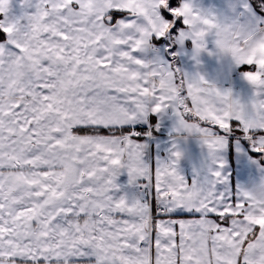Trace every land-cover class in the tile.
<instances>
[{"label":"snow or ice","instance_id":"obj_1","mask_svg":"<svg viewBox=\"0 0 264 264\" xmlns=\"http://www.w3.org/2000/svg\"><path fill=\"white\" fill-rule=\"evenodd\" d=\"M0 32V264H264V188L204 195L180 151L147 166L138 130L171 114L209 152L240 133L264 154V28L224 27L191 0H0ZM209 33L249 67L248 99L175 64Z\"/></svg>","mask_w":264,"mask_h":264},{"label":"crops","instance_id":"obj_2","mask_svg":"<svg viewBox=\"0 0 264 264\" xmlns=\"http://www.w3.org/2000/svg\"><path fill=\"white\" fill-rule=\"evenodd\" d=\"M184 2L187 0H180V5ZM191 2L205 14L214 16L224 27H234L237 31L241 28L247 30L256 25L264 28V7L257 8L251 0H191ZM180 25V28L183 29V25ZM181 47L186 55L177 58L175 64L183 72L203 75L214 85L231 90L238 98L248 99L250 97L251 89L243 80V73L250 71L249 67L247 65L237 67L232 61L222 57L217 52L215 39L211 33H209L205 50L199 53L195 61L191 58L195 51L192 43L189 41ZM209 53L212 54L209 55ZM255 79L254 77L253 83ZM153 118L159 133L152 134L151 139L144 142L147 145L144 155L147 166L155 168L158 163L170 162L172 153L180 151L181 158L177 165L178 174L184 177L190 186L195 181V187L204 195L224 196L229 202H237L236 190H241L244 194H258L261 188H264L261 185L246 186L250 173L255 172L264 176V161L261 158L253 157L259 153L251 150L245 151L241 148L240 158L236 163L234 141H240L242 147H249L252 140L248 137L243 135L245 141H241L242 139L231 137V134L221 135L220 138L224 140L223 147L217 152H209L203 143L204 137L202 135L177 132L179 122L173 115L153 116ZM196 123L190 122V125L195 126ZM237 123V121H233L234 125ZM138 125H144L143 121ZM200 126L207 127L205 125ZM212 132L214 130L209 129V133ZM262 156L264 157V154ZM221 164L223 165L222 168L219 167ZM237 165L240 167L237 168ZM216 171L221 172L220 178L215 177ZM118 185L119 192L117 195L121 198H126L135 191L129 185V177L126 173L118 177ZM86 227L85 225L84 228ZM69 264H90V262L85 259H72Z\"/></svg>","mask_w":264,"mask_h":264},{"label":"rangeland","instance_id":"obj_3","mask_svg":"<svg viewBox=\"0 0 264 264\" xmlns=\"http://www.w3.org/2000/svg\"><path fill=\"white\" fill-rule=\"evenodd\" d=\"M16 12H18V9H15V11H14V13L13 14H16ZM157 46H159V45H157ZM190 122H196V121H191L190 120ZM206 126V125H205ZM155 133L154 134H158L159 133V129H158V126L155 128ZM148 136H147V139H151V137H152V134L151 133H148L147 134ZM155 137V136H154ZM153 137V138H154ZM231 137H233L232 135H231ZM234 138H236V139H242L241 141H245L244 139H243V135H241L240 133H237L235 136H234ZM142 142H144V141H142ZM252 144H253V142H251V146H244V147H242L241 146V142L240 141H234V146H233V148L235 149V158H236V163L238 162V160H239V152H240V149L241 148H243V149H245V151H252V152H256V151H254V149H253V146H252ZM248 147V148H247ZM256 153H258V152H256ZM253 157H255L256 159H258V158H261L262 159V161H264V157L262 156V154L261 153H259V154H256V155H253ZM240 166L239 165H237V168H239ZM255 172H252V173H250L249 174V179H247V181H246V186H256V185H261L262 187H264V176H263V174H261V175H258L257 173H255ZM236 183L238 184V181H236ZM245 196V194L241 191V190H236V200H237V202L242 198V197H244ZM85 227V225H83V228Z\"/></svg>","mask_w":264,"mask_h":264},{"label":"trees","instance_id":"obj_4","mask_svg":"<svg viewBox=\"0 0 264 264\" xmlns=\"http://www.w3.org/2000/svg\"><path fill=\"white\" fill-rule=\"evenodd\" d=\"M251 2L253 3L254 6H256L257 8H263L264 7V0H251ZM173 3L176 6L180 5V0H173ZM179 24V27L181 26L179 22H177ZM5 36L2 32H0V40H4ZM155 44L159 45V42L154 41ZM191 121H195L194 119H192ZM144 125H138V130L141 132V141H147V134L151 133L154 134L155 133V121L154 118L151 117L148 121H143ZM156 135V134H154Z\"/></svg>","mask_w":264,"mask_h":264}]
</instances>
